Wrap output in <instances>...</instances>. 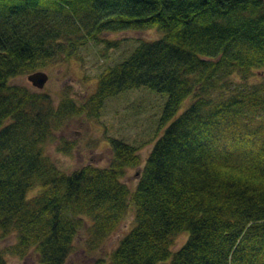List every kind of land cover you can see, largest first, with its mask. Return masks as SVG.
<instances>
[{"label": "trees", "instance_id": "1", "mask_svg": "<svg viewBox=\"0 0 264 264\" xmlns=\"http://www.w3.org/2000/svg\"><path fill=\"white\" fill-rule=\"evenodd\" d=\"M148 29L163 35L103 70L84 102L13 83L87 44L117 47L106 34ZM138 88L166 95L169 124L133 189L121 178L140 157L125 141L108 140L103 167L64 172L46 154L70 119ZM130 208L109 264H264V0H0V234L15 238L0 264L30 252L66 264L80 229L92 250Z\"/></svg>", "mask_w": 264, "mask_h": 264}, {"label": "rangeland", "instance_id": "2", "mask_svg": "<svg viewBox=\"0 0 264 264\" xmlns=\"http://www.w3.org/2000/svg\"><path fill=\"white\" fill-rule=\"evenodd\" d=\"M162 35L163 33L157 29L106 34L108 39L118 41L117 47L108 48L102 43H90L81 47L69 61L42 69L48 79L39 91L48 93L54 104L58 103L63 94L73 97L77 103L84 102L95 90L98 75L103 70L125 59L140 41H152L161 38ZM13 83L38 91L26 76L15 78ZM165 100V94L146 88L127 90L110 97L105 100L97 116L73 117L57 130L46 146V154L64 172H71L85 164L103 167L111 156L108 140L115 138L125 141L137 148L140 157L139 167L126 169L121 178L122 182L133 189L154 142L169 124L159 125ZM188 104L189 99L182 102L173 118L177 117ZM61 141L72 142L73 149L69 153L60 152L57 146ZM37 190L38 188L28 191L27 197L35 195ZM133 222L134 211L130 208L117 229L92 250L86 245L85 229H80L74 250L66 264H97L100 258L103 259L102 264H109V254L132 228ZM185 238L184 234L177 235L172 249L179 248ZM14 242L13 235L0 234L1 251ZM5 257L8 264H37V256L31 252L24 258L7 253Z\"/></svg>", "mask_w": 264, "mask_h": 264}, {"label": "water", "instance_id": "3", "mask_svg": "<svg viewBox=\"0 0 264 264\" xmlns=\"http://www.w3.org/2000/svg\"><path fill=\"white\" fill-rule=\"evenodd\" d=\"M26 78L33 87L37 90H41L44 87L48 76L44 71L37 70L26 75Z\"/></svg>", "mask_w": 264, "mask_h": 264}]
</instances>
